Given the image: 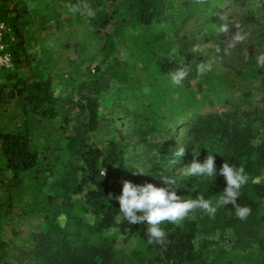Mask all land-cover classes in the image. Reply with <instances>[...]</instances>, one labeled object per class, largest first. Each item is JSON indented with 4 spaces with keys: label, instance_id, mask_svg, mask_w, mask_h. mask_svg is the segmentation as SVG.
<instances>
[{
    "label": "trees",
    "instance_id": "trees-1",
    "mask_svg": "<svg viewBox=\"0 0 264 264\" xmlns=\"http://www.w3.org/2000/svg\"><path fill=\"white\" fill-rule=\"evenodd\" d=\"M9 1L0 0V22L6 20L15 36L16 43L7 46L14 65L29 69L22 28L36 18L39 31L52 22L61 28L64 23L69 28L81 27L83 36L99 46L107 61V75L82 85L81 100L63 115L68 159L64 164H47V192L37 190L41 193L38 197L22 186L20 178L35 172L44 161L32 144L26 107L42 118L55 117L52 81L37 68L32 75L11 77L8 95L19 99L22 125L14 122L16 130L0 132V158L12 176L0 195V264H264V120L256 132L235 118L237 112L223 115L211 110L229 99L249 102L254 91L264 103V68L258 67L250 55L239 72L225 67L221 60L198 76L197 64L208 63V57L188 51L196 40L177 38L179 28L190 17L203 15L208 18L209 39L222 47L216 34V13L225 0H86L95 16L73 13L70 5L78 0H47L45 8L36 6L41 0H18L8 8ZM29 3L35 5L32 10ZM105 6L110 7L109 12ZM257 9L264 22L262 7L258 5ZM107 27L111 28L109 32ZM84 41L78 44L82 52L90 45ZM173 49H177L175 54ZM219 53H223L221 48ZM178 67H187L189 75L182 85L174 86L169 73ZM110 83L127 94L125 102H116L123 118L130 120L125 140L110 129L106 116L112 111L100 118L98 102L91 98L106 91ZM103 127L105 141L89 144L85 135ZM179 129L185 130V156L197 146L204 158L208 152L215 156L217 172L225 160L244 167L249 179L237 203L250 207L251 214L241 220L231 204L218 208L214 218L196 210L180 226L164 222L161 226L167 233L166 242L149 245L147 225L122 221L119 202L108 199L109 193L120 194L122 179L164 187L159 179L163 173L176 180L177 195L187 199L190 192L191 198L201 193L213 203L226 187L219 174L215 179L177 180L175 170L182 162L173 167L169 160L174 152V132ZM136 170L143 174H133ZM26 194L33 195V206L20 210L18 204ZM36 208L41 213V224L27 238L16 229L3 238V222L12 211L28 215ZM109 230L113 235L107 237ZM115 234L122 237L117 239ZM130 242L135 243L133 248L120 246Z\"/></svg>",
    "mask_w": 264,
    "mask_h": 264
},
{
    "label": "rangeland",
    "instance_id": "rangeland-1",
    "mask_svg": "<svg viewBox=\"0 0 264 264\" xmlns=\"http://www.w3.org/2000/svg\"><path fill=\"white\" fill-rule=\"evenodd\" d=\"M48 2L47 0H41L36 6L43 5V8H45V3ZM14 3L17 4L18 0L9 1L7 7L11 8ZM258 5L264 11V0H247L243 3H233L231 0H225L224 5L216 13L218 24L216 34L222 42V47L209 39V33L206 29L208 18L203 15H193L190 17L179 28L177 38L182 41L196 40L197 43L193 46L198 45L200 49L196 53L206 55L211 64L223 60L226 64L225 67L239 72L250 55L254 56L257 60L261 54H264V42L261 41L264 32V22L260 17L261 14L258 13ZM105 9L108 12L110 11V7L108 6H105ZM8 17L9 15L6 16V18ZM36 20V18L30 19L29 25L22 28L26 56L29 62V69L27 70L31 71V73H27V70L24 71L23 65H14L11 54L10 67L0 71V132L13 131L16 130V125H22L21 121H19L21 109L17 105L19 99L8 95L12 89L13 79L11 77L14 74L17 77L32 75L36 68L44 70V77L52 81V95L55 99L54 109L57 115L53 118L45 119L38 113L28 111V107L25 106L28 113L27 118L25 117L27 119L26 125L29 127L32 136V144L39 150L40 156L44 161L39 163L35 172H29L27 176H20L22 178V186L29 188V192H36V196L38 197L41 194L39 192H47V184L50 180L49 171L47 170L50 167L47 164L54 162L64 164L68 159V153L64 151V147L66 146L64 137L66 134L62 129L63 115L72 110L75 103L81 100L82 92H80L79 88L82 85L88 84L91 79L97 76L106 77L107 61L103 58L99 46L92 45V40L87 35L84 34L85 37L83 36L81 27L73 26L69 28L67 23H64L63 28H61L52 22L49 23L46 29L39 31ZM4 24L7 30L9 29L5 37L6 46L16 43L15 36L6 20H4ZM223 25L228 26L229 31L227 33L221 32ZM110 30V27L106 28V32ZM237 32L241 35H246V38L242 41H236L235 34ZM83 40H85L86 46L90 44L84 52L78 49V44ZM193 46L188 48V51L191 53H193L191 51ZM220 48L223 50L222 55L218 51ZM119 55L121 58H125L123 52H120ZM83 60L84 62L82 63ZM96 68L99 70H96ZM234 77H236V74ZM126 96V92H120V87L112 83L100 95H91V98L98 102L97 113H99L100 118L106 116V113L109 111H112L113 114L111 116L107 115L106 118L112 132L121 140H125L130 120L123 118V113L119 111L116 102H125ZM47 107V105L44 106V108ZM211 110L213 112H220L223 115L235 114L237 112L238 114H236L235 118L241 120L243 124H249L256 132L259 129V123L264 120V103L261 95L256 91L252 92L249 102L244 103L240 100L238 101V99H229L226 104L214 107ZM73 114L75 116L77 112L74 111ZM14 122L16 123L15 126H13ZM103 124L106 123H102V126ZM105 129L106 127H103L102 129L87 133L85 135L86 141L89 144L101 145L107 138ZM184 134V129L174 132V151L176 148L183 146ZM197 153H199V156L196 159L202 163L204 156L197 149V146L192 149L188 157L184 155L181 158L180 162L182 163L175 170V177L178 181L188 177H195L181 175L179 168L190 164L193 155ZM10 178L12 176L6 168L5 162L0 158V195L5 193L6 187L9 186ZM192 194L190 192L189 196H192ZM73 199L76 198L73 197ZM18 206L20 210L21 208L33 206V195L26 194ZM84 219L91 222L86 216H84ZM3 224V238L9 236L13 229L20 231L22 233L21 236L27 238L28 234L41 224V213L37 211V208L28 215H23L18 210L14 213L12 211V215L4 220ZM111 235L113 234H105L107 237ZM115 236L117 239L122 237L119 234H115ZM261 236L259 235V237ZM120 246L130 249L135 246V243L130 242L126 246L120 243Z\"/></svg>",
    "mask_w": 264,
    "mask_h": 264
},
{
    "label": "clouds",
    "instance_id": "clouds-1",
    "mask_svg": "<svg viewBox=\"0 0 264 264\" xmlns=\"http://www.w3.org/2000/svg\"><path fill=\"white\" fill-rule=\"evenodd\" d=\"M197 3H203L204 0H196ZM29 10H32L35 5L29 3ZM70 10L73 13L80 12L81 15L95 16L96 12L86 2V0H78L74 5H70ZM229 28L227 25L221 27V32L227 33ZM246 35H241L239 32L235 34L236 41H242ZM199 46H193L191 51L198 52ZM173 54L177 49H173ZM219 51V49H218ZM257 66L264 68V54L257 58ZM211 70V62H200L197 64V75L203 76L206 72ZM171 81L174 86L182 85V82L188 77L189 69L187 67H178L175 71L169 73ZM186 149L178 147L171 153L172 158L169 164L175 167L185 155ZM159 155V153H157ZM199 153L193 155L190 164L180 167V173L184 176H195L203 178H214L219 174L226 183V187L222 193L219 194L218 200L213 203L210 198H205L203 194H198L196 198L190 196L185 199L177 195L176 180L171 176L160 174V180L165 185L164 187H157L153 183L135 184L130 180H121L122 190L119 195L109 193L108 199H115L119 202V212L122 214V221L126 220L129 224L147 225L145 234L148 237L147 243L163 244L166 242L167 233L161 226L164 222L173 223L180 226L182 221L189 217V215L200 210L207 214L210 218H214L218 208L231 204L235 209V215L245 220L251 214V208L248 206H241L237 203L240 196L241 188L248 182V174L245 172L243 166L236 164H229L227 160L220 166L217 172L215 164V156L208 152L207 156L201 163L196 157ZM141 173L142 171H133V174ZM139 213V214H138ZM111 234V230L108 233Z\"/></svg>",
    "mask_w": 264,
    "mask_h": 264
},
{
    "label": "built area",
    "instance_id": "built-area-1",
    "mask_svg": "<svg viewBox=\"0 0 264 264\" xmlns=\"http://www.w3.org/2000/svg\"><path fill=\"white\" fill-rule=\"evenodd\" d=\"M5 26L3 22L0 23V71L11 65V56L5 44V37L9 29L7 30Z\"/></svg>",
    "mask_w": 264,
    "mask_h": 264
}]
</instances>
